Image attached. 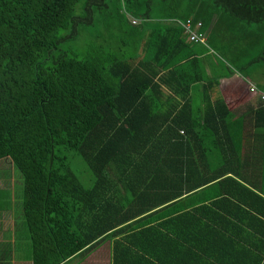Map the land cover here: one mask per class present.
Here are the masks:
<instances>
[{"label": "trees", "instance_id": "trees-1", "mask_svg": "<svg viewBox=\"0 0 264 264\" xmlns=\"http://www.w3.org/2000/svg\"><path fill=\"white\" fill-rule=\"evenodd\" d=\"M98 23L119 29L110 51ZM213 50L264 92V0H0V162L18 180L0 264L13 235L33 264L105 241L111 264H263L264 101L237 115Z\"/></svg>", "mask_w": 264, "mask_h": 264}, {"label": "rangeland", "instance_id": "rangeland-1", "mask_svg": "<svg viewBox=\"0 0 264 264\" xmlns=\"http://www.w3.org/2000/svg\"><path fill=\"white\" fill-rule=\"evenodd\" d=\"M83 2H80L79 6H78V10L80 11V6ZM106 21L103 19H99L98 21ZM97 30V29H96ZM98 31L101 34V38H100V42L98 44H101V46L103 45V38L107 41L106 44H104L106 46L105 49H108L107 51H110V45H112V42L110 41L111 37L113 34L114 35H118L119 34V29L117 27H115L113 30L106 27L103 23H98ZM91 36L86 33V32H82L80 34L79 40L77 41V47L81 52H86V50L88 49V42L90 41ZM112 48V47H111ZM214 53L212 52V59L214 60H218L221 64L222 62H226L227 65L230 66L231 70L229 72H233L234 74L230 77L233 78L234 76L238 75V70L236 69V66H232L231 63L233 61V58L231 57L230 53H226L225 50L222 51H218V50H213ZM258 49L256 50L257 53ZM239 56V55H238ZM81 57V55H80ZM239 60L240 62L245 61L246 58L239 56ZM220 65V64H218ZM235 67V68H233ZM264 68V67H263ZM226 73H228V71H226ZM262 74V71L258 72V76H260ZM239 76V75H238ZM241 77V76H239ZM236 79V78H234ZM253 81H251L252 83H254L257 87V82L256 80H258L257 78V74H256V78H254L253 76ZM261 82L264 81V77H261ZM246 82V83H245ZM261 91V90H259ZM263 92V91H262ZM238 96H240L239 98H236L235 100H229V106L231 109H233L235 111L236 114H241L243 112H247L249 110L250 107H256L260 101H264V96H261L260 94H254L251 93L250 89H249V81L248 80H243L241 82V85L238 88L237 91ZM202 102V99H201ZM203 103V102H202ZM13 173V168L10 164H8L7 161H2L0 162V187L1 188H6V189H10L12 191V189L14 188V186L16 184H18V180L16 179V177H14ZM14 211V210H13ZM12 212V211H10ZM10 212H5L3 215V218L1 219L2 222V230H5L6 227L9 228H15L17 225L14 222V218L12 219ZM108 244V243H107ZM105 244L104 246H101L99 251L96 252V255H94L92 258L86 259L85 261H83L81 264H91V261H96L95 264H106V259H108V245ZM17 259V258H16ZM18 260L21 261V259L19 258ZM20 264H27L26 262L20 263Z\"/></svg>", "mask_w": 264, "mask_h": 264}, {"label": "crops", "instance_id": "crops-1", "mask_svg": "<svg viewBox=\"0 0 264 264\" xmlns=\"http://www.w3.org/2000/svg\"><path fill=\"white\" fill-rule=\"evenodd\" d=\"M236 78V79H234ZM241 78L236 75L234 76L233 78H224L222 80V93L224 95V98L225 100H227V102L229 100H235L236 98H239L240 96H238L237 94V91H238V88L239 86L241 85ZM239 115V114H237ZM1 188V187H0ZM15 191V186L14 188L12 189V193ZM15 199V198H13ZM15 200H13L14 202ZM209 203V202H207ZM13 207H12V212H10V215L12 217V219L15 217L14 215V211H13ZM4 215V214H3ZM3 215H0V226L2 227V222H1V219L3 218ZM15 223V220L14 222ZM234 230V228L232 229ZM15 236L13 235V238H12V251H11V257H10V264H20V263H23V262H26L27 264H33L32 263V260L28 259L27 257H25V252L21 249H17V246L15 245ZM3 240V237H2V229H0V241ZM211 242V241H209ZM108 243V244H107ZM212 245L216 246V244L214 243H218L220 245H223V243H219L217 241H214V242H211ZM105 244L108 245V259H106V264H111V258H110V254H111V249H110V246H111V243L110 241H105V242H102L100 245H98L96 248L92 249L88 254L84 255V256H75L73 259H72V263L71 264H81L83 261H85L86 259H89V258H92L94 255H96V252L99 251L100 247L101 246H104ZM211 245V246H212ZM17 258V259H16ZM21 259L18 260V259ZM221 261H235L236 259H230L228 257H223L220 259ZM210 261L211 259L207 256H202V257H198V260H192V259H185V264H210ZM96 261H91V264H95ZM121 264H125V262H122ZM264 264V262H263Z\"/></svg>", "mask_w": 264, "mask_h": 264}, {"label": "built area", "instance_id": "built-area-1", "mask_svg": "<svg viewBox=\"0 0 264 264\" xmlns=\"http://www.w3.org/2000/svg\"><path fill=\"white\" fill-rule=\"evenodd\" d=\"M129 20L133 25H137L140 22L139 19L134 18L131 15H129ZM175 22H177L183 27L184 33L187 36L188 41L202 44L206 43V34L199 31V28L202 26V22L194 23L191 19H188L184 22L180 20H175ZM249 89L251 93L260 94L261 96H264V92L259 91L258 87L252 82L249 83Z\"/></svg>", "mask_w": 264, "mask_h": 264}]
</instances>
